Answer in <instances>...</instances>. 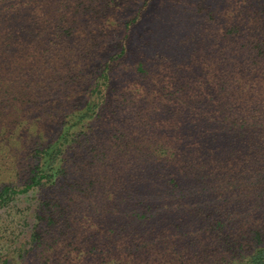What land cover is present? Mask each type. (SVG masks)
Masks as SVG:
<instances>
[{"label":"trees","instance_id":"obj_1","mask_svg":"<svg viewBox=\"0 0 264 264\" xmlns=\"http://www.w3.org/2000/svg\"><path fill=\"white\" fill-rule=\"evenodd\" d=\"M224 1L183 85L117 0H0V264H264L202 194L264 157V0Z\"/></svg>","mask_w":264,"mask_h":264},{"label":"rangeland","instance_id":"obj_2","mask_svg":"<svg viewBox=\"0 0 264 264\" xmlns=\"http://www.w3.org/2000/svg\"><path fill=\"white\" fill-rule=\"evenodd\" d=\"M119 2L118 10L125 15V19H136L133 24L135 31L131 35L133 39L137 37H144V43L150 48L156 49L163 56H167L170 60L175 61V67L179 71L178 80L180 84L186 85L189 76L186 71L181 73L179 67L185 57L189 56L193 46L189 42L196 38L198 34L204 32L206 35L215 33V30H208L214 24L212 20L215 16L223 12L224 0H152L149 6H146L141 12L138 10L143 6V0H117ZM117 10V11H118ZM214 13V15L212 14ZM132 39V40H133ZM186 61V60H184ZM167 63V62H166ZM162 63L156 64L158 68L166 67ZM200 72V71H199ZM198 72V73H199ZM197 73V74H198ZM117 83L116 80L113 84ZM157 104V106H159ZM163 107V106H162ZM134 109H142L149 111L151 105L135 103ZM130 117H133L130 113ZM126 130L129 132L128 138L132 140L133 144L141 143L142 149L153 141L158 135L156 131L147 132L143 124L136 122V120L129 119L127 121ZM142 129V133L133 129ZM151 138V139H150ZM241 147V152L249 153L255 149V144L249 141L237 145ZM138 152V151H137ZM140 154V152H138ZM258 160V158H254ZM264 160V157L262 161ZM256 164L255 167L249 169L237 170L234 173L236 179L234 185L228 191H225L224 196L213 192L205 191V186L202 194L206 197L207 203L214 202V206L222 204L224 206V213L216 212L214 207L209 208V211L216 216L225 214V218L234 226V235H257V232H262L264 235V162ZM192 172L188 171L187 174ZM195 190V188H191ZM100 192V191H99ZM98 192V199L95 201L97 205L100 202V194ZM215 192V193H214ZM199 193V192H197ZM221 198V200L219 199ZM204 202V201H203ZM96 205V206H97ZM216 212V213H215ZM203 222L202 220H197ZM204 223V222H203ZM150 226V224H147Z\"/></svg>","mask_w":264,"mask_h":264}]
</instances>
